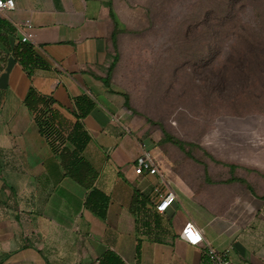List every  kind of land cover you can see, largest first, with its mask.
<instances>
[{
    "label": "crops",
    "instance_id": "crops-1",
    "mask_svg": "<svg viewBox=\"0 0 264 264\" xmlns=\"http://www.w3.org/2000/svg\"><path fill=\"white\" fill-rule=\"evenodd\" d=\"M16 2L0 15V264H100L108 251L124 264H211L181 237L188 221L234 264H264V172L202 179L150 145L177 193L157 211L159 177L135 171L149 118L113 74V0ZM25 19L43 59L32 72L14 54ZM78 130L89 139L75 155ZM76 159L96 171L92 187L71 177Z\"/></svg>",
    "mask_w": 264,
    "mask_h": 264
},
{
    "label": "rangeland",
    "instance_id": "rangeland-1",
    "mask_svg": "<svg viewBox=\"0 0 264 264\" xmlns=\"http://www.w3.org/2000/svg\"><path fill=\"white\" fill-rule=\"evenodd\" d=\"M209 1L113 0L114 78L149 118L144 141L179 168L202 179L261 174L264 0H223L216 10Z\"/></svg>",
    "mask_w": 264,
    "mask_h": 264
},
{
    "label": "built area",
    "instance_id": "built-area-1",
    "mask_svg": "<svg viewBox=\"0 0 264 264\" xmlns=\"http://www.w3.org/2000/svg\"><path fill=\"white\" fill-rule=\"evenodd\" d=\"M16 7V0H0V15H7L9 12L14 11ZM15 24L25 40L33 43L35 33L33 31L32 21L25 19ZM135 171L138 175L150 174L159 177L160 183L153 188L152 196L158 201L156 206L157 211L160 213L166 212L177 200V193L173 188L168 186L170 184L169 172L164 168L162 158L146 142L141 143V152L137 158ZM193 235L202 237V239H193ZM181 237L190 245L205 248L211 264H234L230 257V249H219L212 245L206 239L202 230L193 221H188L185 224L181 232ZM197 240L198 242L193 243V241Z\"/></svg>",
    "mask_w": 264,
    "mask_h": 264
},
{
    "label": "trees",
    "instance_id": "trees-1",
    "mask_svg": "<svg viewBox=\"0 0 264 264\" xmlns=\"http://www.w3.org/2000/svg\"><path fill=\"white\" fill-rule=\"evenodd\" d=\"M223 0H210L208 5V10H216V6H218ZM111 16L115 20V29L113 32V40L115 43H117V31H118V22L116 21V17L113 12H111ZM14 54L16 58L29 69L30 72H32L37 66H41L43 63L42 57L37 53L36 47L33 43L28 41H20V43L16 46L14 49ZM118 60V58H117ZM116 63V61H115ZM36 94L32 91L28 98L27 103L32 105L33 99H35ZM129 98V96L127 95ZM60 134V133H59ZM167 134V133H166ZM64 135L61 136V138L64 139ZM71 142H73L76 146V154H80V151L84 148L85 144L87 143L89 136L84 130H78L74 131L72 135H69L67 137ZM167 138L170 140L172 139V136L167 134ZM180 147L183 149V147L180 145ZM188 155H191L189 151H187ZM63 159L66 156V154L63 152L61 154ZM71 155V154H70ZM70 163V162H69ZM232 169L236 168V165L231 166ZM69 173L71 177H73L78 182L82 183L86 187L90 188L93 186L96 178L97 173L95 170H93L87 162L81 159H76L74 162H71L68 165ZM233 180L238 179L236 177L232 178ZM100 264H124L123 261L112 251H108L104 257L101 259Z\"/></svg>",
    "mask_w": 264,
    "mask_h": 264
},
{
    "label": "snow or ice",
    "instance_id": "snow-or-ice-1",
    "mask_svg": "<svg viewBox=\"0 0 264 264\" xmlns=\"http://www.w3.org/2000/svg\"><path fill=\"white\" fill-rule=\"evenodd\" d=\"M190 235H192V234L190 233ZM192 238H193V239H198L199 237H198V236H195V235H193V236H192Z\"/></svg>",
    "mask_w": 264,
    "mask_h": 264
},
{
    "label": "clouds",
    "instance_id": "clouds-1",
    "mask_svg": "<svg viewBox=\"0 0 264 264\" xmlns=\"http://www.w3.org/2000/svg\"><path fill=\"white\" fill-rule=\"evenodd\" d=\"M198 239H202V237H199ZM195 242H198V240L197 241H193V243H195Z\"/></svg>",
    "mask_w": 264,
    "mask_h": 264
}]
</instances>
